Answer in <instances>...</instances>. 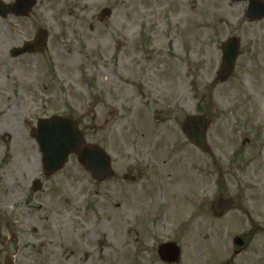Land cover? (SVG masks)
Masks as SVG:
<instances>
[{"label":"rangeland","instance_id":"374dc122","mask_svg":"<svg viewBox=\"0 0 264 264\" xmlns=\"http://www.w3.org/2000/svg\"><path fill=\"white\" fill-rule=\"evenodd\" d=\"M247 10L233 0H37L27 17L0 16V264L11 235L19 264H168L157 253L168 240L181 248L174 264H264V18ZM39 28L48 48L11 56ZM232 36L240 56L221 83ZM192 113L212 121L209 153L184 136ZM56 115L111 155L113 178L98 183L76 155L43 176L35 127ZM217 195L238 201L221 218Z\"/></svg>","mask_w":264,"mask_h":264},{"label":"water","instance_id":"95a60500","mask_svg":"<svg viewBox=\"0 0 264 264\" xmlns=\"http://www.w3.org/2000/svg\"><path fill=\"white\" fill-rule=\"evenodd\" d=\"M240 1V0H234ZM37 0H16L13 4H5L0 1V15L6 17L9 14L17 16L27 15ZM248 16L251 20L264 17V1L249 0ZM111 10L103 9L102 16H108ZM48 34L39 29L34 40L26 42L23 47L14 48L12 56L26 52L35 53L43 51L47 46ZM240 51V39L229 38L222 45L223 58L218 71V79L226 81L231 75ZM210 122L201 115L188 116L183 130L186 136L205 152L209 151L207 144V131ZM35 138L42 153L43 171L46 176H52L60 171L72 154H76L80 162L99 181H106L114 175L110 155L102 148L88 144L78 129L77 123L69 118L50 117L40 119L35 128ZM42 188V181L36 179L33 182V190ZM235 199L232 197L217 196L212 203V213L215 217L226 215L233 207ZM234 242L243 245V240L234 238ZM17 239L12 237L8 242V258L5 264H15L14 254L17 250ZM163 260L176 262L180 256V247L176 243L162 244L158 250Z\"/></svg>","mask_w":264,"mask_h":264},{"label":"flooded vegetation","instance_id":"af4514ba","mask_svg":"<svg viewBox=\"0 0 264 264\" xmlns=\"http://www.w3.org/2000/svg\"><path fill=\"white\" fill-rule=\"evenodd\" d=\"M125 179H126V181H134V180H135V178H134V177H130V175H128ZM85 219H86V218H83V222H81L80 225H83V224H84V222H85L84 220H85ZM17 253H19V252L17 251ZM17 253H16V255H15L16 258H17V256H18ZM19 261H20V263L23 262V261H24V258H23L22 260L19 259ZM16 263L19 264V263H18V260L16 261Z\"/></svg>","mask_w":264,"mask_h":264}]
</instances>
